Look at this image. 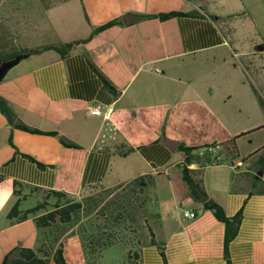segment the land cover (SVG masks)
<instances>
[{
  "label": "crops",
  "instance_id": "crops-1",
  "mask_svg": "<svg viewBox=\"0 0 264 264\" xmlns=\"http://www.w3.org/2000/svg\"><path fill=\"white\" fill-rule=\"evenodd\" d=\"M170 11L186 14L142 17ZM125 14L139 19L125 24ZM117 18L123 24L64 54L54 48ZM48 45L0 80V97L17 120L55 132L13 127L0 109V264L14 247L40 243L34 216L8 218L15 201L25 209L40 202L41 191L73 198L136 178L147 223L137 264H228L224 223L195 198L183 167L226 216L241 211L227 245L230 264H264V112L256 95L264 99V0H0L1 59ZM196 65L208 71L204 81L175 77ZM96 104L112 108L113 140L99 139L104 121L87 112ZM165 140L194 147L192 162ZM210 144L221 145L217 163L206 152ZM186 210L196 217H184ZM71 231L60 237L65 262L87 264ZM109 248L102 264H128L126 249L122 259L105 262ZM48 264L56 263L50 257Z\"/></svg>",
  "mask_w": 264,
  "mask_h": 264
},
{
  "label": "trees",
  "instance_id": "trees-1",
  "mask_svg": "<svg viewBox=\"0 0 264 264\" xmlns=\"http://www.w3.org/2000/svg\"><path fill=\"white\" fill-rule=\"evenodd\" d=\"M185 12H178V11H170L165 13L159 14H150V15H143L144 18H153L157 17L161 20L168 19L170 17L184 15ZM117 24H123L120 19H113L105 24H102L96 27L88 37L76 40L73 42L66 43L59 47H54L60 50L64 54L69 49L73 47L76 43H84L89 40L94 34ZM53 46H43L40 48L34 49H22L18 52L15 56L23 55V54H33L41 51L42 49L51 48ZM13 56V57H15ZM12 57V58H13ZM4 59L0 58V62ZM100 77L105 85L110 91H114L115 87L112 83L101 73ZM258 102L262 107L264 112V99L256 92ZM0 109L1 111L8 117L10 123L13 127L20 128L25 131L29 132H38V133H51L55 134V132H44L35 128H32L28 125H25L21 121L17 120L12 112L11 108L8 106L7 102L0 97ZM64 144L69 146H75V144L71 142L63 141ZM194 147L186 146L183 143L179 142L177 150L182 151L185 155L184 162L186 164H190L193 159ZM214 159H211L213 161ZM220 160H215L214 162L217 163ZM182 177L189 185L192 193L194 194L195 198L199 200V196L197 194V189H200L198 184L188 175V169L186 167L182 168ZM264 177V173H263ZM3 179V175L0 174V181ZM255 179H261L259 176H255ZM17 184V182H14ZM131 187V191L133 194L131 195L132 199L140 195V187L141 181L140 178H136L131 182L127 183ZM47 194L52 195L55 198L54 203L52 204L50 209H47V202L40 201L32 207L20 209L19 204L20 201L17 200L11 207L10 211L8 212V218L21 221L26 219L29 215L34 216L35 224L40 231V243L36 249L23 247V246H16L12 250H10L3 258L1 264H48L49 258L51 257L56 264H66L64 256H63V243L60 241V237L62 234L77 226L76 232L73 230L71 233H77L80 236L82 242V248L86 257L87 264H102L100 262L101 254L103 250L106 248L114 245V244H123L120 237L117 235V232L120 229H124V225L126 220H124L123 212H122V205L116 204L115 206L112 203H106L103 209L109 208V217L107 220H103L102 224L94 223L92 220H86L83 222L81 220L82 214L84 211L89 212L92 210L91 207H86L85 203L81 200H73L65 192L56 191V190H49ZM134 207L133 203L131 202V208ZM203 207L205 209H209L213 212L215 217L224 223L225 226V234H224V250H225V257L228 260L227 255V245L230 240L236 235L238 230V226L241 220V211H238L233 216H226L223 208L213 200H206L203 203ZM133 221V220H132ZM64 229L62 234L58 232ZM150 235H152L151 229L148 228ZM153 243V239L150 240ZM134 255L137 258V253L134 252ZM130 253L129 251L126 252V261L129 264Z\"/></svg>",
  "mask_w": 264,
  "mask_h": 264
},
{
  "label": "rangeland",
  "instance_id": "rangeland-1",
  "mask_svg": "<svg viewBox=\"0 0 264 264\" xmlns=\"http://www.w3.org/2000/svg\"><path fill=\"white\" fill-rule=\"evenodd\" d=\"M238 20V22H242V24H248L249 21V19L248 21L247 19ZM217 68H215V72H217ZM188 69L189 68H186V70H184L183 68L182 71L174 73L175 77L183 83H187L189 80L195 83L196 81H204L207 79L208 71L205 70L204 66L196 65L194 70L189 71ZM132 166L127 168V173L132 171L134 168ZM259 188H261V186H259ZM131 190V187L127 184L112 188L98 186L85 192L79 197L75 196L72 198L73 200L83 201L86 207L90 208V205L93 207L89 212L84 211V214L81 216V220L83 222L86 220H92L94 223L102 224L104 222L103 220H107V218L110 216L108 212L109 208L103 209L106 203H112V205L114 204L113 206L116 204L122 205L121 207L124 216L123 219L126 220V223L124 225V229H120L117 232V235L120 237L123 244H114L110 246V248L106 251L105 256L102 258L105 262L114 263L115 261L122 259L125 255L124 249H126V252L129 251L130 253L129 263L137 264L134 252L137 253L139 247L145 243L147 223L145 220H142V196L140 194L132 199L131 195L133 193L130 192ZM32 201L33 200L28 202L32 203ZM38 201H46L48 204L47 209H50L55 201V198L52 195L47 194V192L41 191L38 196ZM148 201L149 206L154 207L153 198H148ZM131 202L134 206L132 208ZM74 229H77V226L71 228V230ZM63 230L64 229H61L58 233L62 234Z\"/></svg>",
  "mask_w": 264,
  "mask_h": 264
},
{
  "label": "built area",
  "instance_id": "built-area-1",
  "mask_svg": "<svg viewBox=\"0 0 264 264\" xmlns=\"http://www.w3.org/2000/svg\"><path fill=\"white\" fill-rule=\"evenodd\" d=\"M87 112L90 115L102 117L104 121L103 132L101 133L100 138H99L101 142H104L107 139L113 140L116 137L117 128L111 120L112 112H113L111 107L103 108L101 105H98V104L91 105V106H88ZM220 149H221L220 144H210L206 146V152L209 154L211 159H214L212 163H215L214 162L215 160L221 159V156L219 153ZM183 216L186 218H194L196 217V213L193 211L186 210L183 212Z\"/></svg>",
  "mask_w": 264,
  "mask_h": 264
},
{
  "label": "water",
  "instance_id": "water-1",
  "mask_svg": "<svg viewBox=\"0 0 264 264\" xmlns=\"http://www.w3.org/2000/svg\"><path fill=\"white\" fill-rule=\"evenodd\" d=\"M139 19V17L134 16L132 14H125L122 16V22L123 23H130V22H135ZM27 54H23V55H18L15 56L13 58L7 59V60H3L0 62V80L5 76L6 72L12 67L14 66L17 62H19L20 59L26 57ZM166 143V145L168 147H170L171 149H176L178 142L173 141V140H165L164 141ZM260 174V172H259ZM198 195L200 197V199L202 200V202H205L207 200L206 195L202 194L200 190H197Z\"/></svg>",
  "mask_w": 264,
  "mask_h": 264
}]
</instances>
